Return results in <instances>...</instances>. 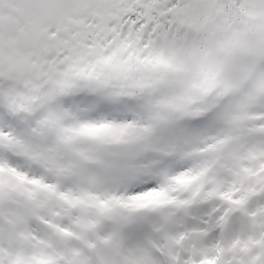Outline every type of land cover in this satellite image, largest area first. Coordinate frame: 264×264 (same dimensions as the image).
<instances>
[{
    "label": "snow or ice",
    "instance_id": "obj_1",
    "mask_svg": "<svg viewBox=\"0 0 264 264\" xmlns=\"http://www.w3.org/2000/svg\"><path fill=\"white\" fill-rule=\"evenodd\" d=\"M188 2L129 0L121 38L147 55ZM222 62L187 90L0 77V264H264V54Z\"/></svg>",
    "mask_w": 264,
    "mask_h": 264
},
{
    "label": "rangeland",
    "instance_id": "obj_2",
    "mask_svg": "<svg viewBox=\"0 0 264 264\" xmlns=\"http://www.w3.org/2000/svg\"><path fill=\"white\" fill-rule=\"evenodd\" d=\"M148 3L157 5L163 0H148ZM5 4L21 14L19 18L5 11L0 15V77L10 82L13 91L17 84L33 87L49 84L51 91L76 83L80 76L102 77L106 83L116 75L120 79L124 75L132 79L135 74L137 79L133 81L138 83L160 78L171 80L182 74L189 76L191 70L201 67L202 40L217 45L218 49L231 42L235 55L239 53L238 33L249 29L254 20L264 22V0L239 3L213 0L211 4L189 0L175 14L178 29L174 34L179 35L180 45L172 44L169 49V42L164 39L142 56L144 49L139 46L138 34L145 24L135 32L129 26L123 39L113 33H121V19L133 11L129 0H25L23 4ZM195 8L203 12L198 14ZM169 11L172 10L161 8L157 15ZM144 14L151 15L152 9L146 8ZM197 15H202L203 23L208 26L202 39L188 33L192 25H198ZM183 27L184 31L180 32ZM210 79L208 84L212 82Z\"/></svg>",
    "mask_w": 264,
    "mask_h": 264
},
{
    "label": "trees",
    "instance_id": "obj_3",
    "mask_svg": "<svg viewBox=\"0 0 264 264\" xmlns=\"http://www.w3.org/2000/svg\"><path fill=\"white\" fill-rule=\"evenodd\" d=\"M237 3V2H236ZM233 5V4H232ZM198 14L202 13L203 11L200 10V8H195ZM198 25H192L193 28L188 29V33L190 35H195L197 34L198 39H202V34L207 30V23H203V16H196ZM196 23V22H195ZM255 23V25H253ZM192 24V23H191ZM253 25V27H252ZM256 26V27H254ZM181 27V26H180ZM188 28V27H187ZM186 28V29H187ZM182 31H184V27L182 28ZM181 32V31H180ZM167 30H165V37L166 42H169L167 46L169 49L171 48L172 44H177L176 46L180 45L179 41V35H175L173 33V36L171 39L168 40L167 38ZM213 33V32H212ZM214 35V34H213ZM239 36H237L238 44L237 46L239 47V54H243L246 56H251L254 58H258L261 54H264V22L256 23L255 20L253 23L249 25V29L245 28L242 33H238ZM162 39V40H164ZM168 40V41H167ZM205 40H202L200 42L201 45V53H200V60H201V67L194 68V70H191L189 72V76L182 74L180 76H173L171 80H167L172 82L173 84L184 88L185 90L187 89H199L203 88L206 85H208L207 81L210 79L209 77H212L214 79L212 82L216 80L218 76L221 75L222 69L225 66V64L222 62L224 57H231L234 55V45L230 42V45H222L219 49L217 45L212 46L211 43H205ZM165 43V42H163ZM205 43V44H204ZM184 46L182 43L181 46ZM173 46V45H172ZM189 46V45H188ZM166 47V45H164ZM175 47V46H174ZM188 48V53H191L190 47ZM251 49V50H250ZM167 50V49H166ZM202 54V55H201ZM153 68V67H152ZM184 71H187L185 69ZM115 75V74H113ZM152 75H155V71L152 69ZM152 75H146L148 77H151ZM132 79L126 78L124 75L121 77V79L116 75L113 76V78H110L109 83L112 84H118L122 85L124 83H135L139 84L138 82H134L135 78L137 79V76L135 74L132 75ZM158 76V75H156ZM126 78V79H125ZM81 79H87L84 77H78L76 78V82ZM124 79V80H122ZM134 80V81H133ZM163 78L157 80V81H162ZM153 81V79H152ZM210 82V83H212ZM257 89L264 88V80L258 81L256 85Z\"/></svg>",
    "mask_w": 264,
    "mask_h": 264
},
{
    "label": "flooded vegetation",
    "instance_id": "obj_4",
    "mask_svg": "<svg viewBox=\"0 0 264 264\" xmlns=\"http://www.w3.org/2000/svg\"><path fill=\"white\" fill-rule=\"evenodd\" d=\"M3 11H5V13H7L8 15H14V16H17L18 18L21 15L20 12L16 8L10 6L9 4H4ZM113 33H115V31Z\"/></svg>",
    "mask_w": 264,
    "mask_h": 264
},
{
    "label": "water",
    "instance_id": "obj_5",
    "mask_svg": "<svg viewBox=\"0 0 264 264\" xmlns=\"http://www.w3.org/2000/svg\"><path fill=\"white\" fill-rule=\"evenodd\" d=\"M123 47H121V49H122Z\"/></svg>",
    "mask_w": 264,
    "mask_h": 264
}]
</instances>
